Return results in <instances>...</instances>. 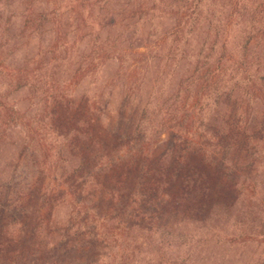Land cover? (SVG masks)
Masks as SVG:
<instances>
[{
  "label": "rangeland",
  "instance_id": "374dc122",
  "mask_svg": "<svg viewBox=\"0 0 264 264\" xmlns=\"http://www.w3.org/2000/svg\"><path fill=\"white\" fill-rule=\"evenodd\" d=\"M84 1L0 0V205L6 202L11 208L22 205L27 209L24 219H7L15 223L13 233L23 232L27 238L72 235L78 227L77 215L84 214L92 203L97 212L87 221L100 223L102 217H113V206L99 199V190L110 188L116 178L123 179L128 168V178L121 185L135 191L143 159L135 157L118 169L105 167L97 180L86 175L81 179L76 171L92 159L90 165L98 167L119 157L127 142L137 137L134 134L143 110L155 112L157 126L165 120L180 124L191 109L181 81L195 68L204 29L199 26L190 41L165 35L174 25L165 11H176L181 5L173 0H150L158 4L160 12L152 20L137 23L127 34L129 39L136 31L124 47L133 43L145 53L144 64L130 66L125 72L120 61L112 59L91 74L87 65L95 44L108 36L115 39L124 27L109 34L108 28L95 24L100 40L91 38L90 23L99 10L98 6L91 10ZM161 1L171 6L163 10ZM247 1L246 8L255 18L233 27L232 45L240 49L244 35L251 30L255 35L252 52L264 58V0ZM113 4L117 9L122 1ZM208 4L217 25L222 24V14L242 11L240 6L228 5V0ZM169 49L175 50L171 53L175 58L167 60ZM19 77H27L29 85L14 90ZM209 97V108L214 111L215 97ZM234 107L232 102L222 106L223 114L231 115ZM253 107L251 131L263 132L259 153L231 155L225 160V174H214L223 205L210 219L193 223L178 218L180 228L172 235L170 231L162 235L172 247L154 243L153 250L169 264H264V102ZM172 140L163 135L149 151L150 158L156 161L165 156ZM75 141L78 147L71 146ZM74 193L83 199L81 204ZM228 196L233 206H224L232 203ZM130 239L129 252H138L140 240L135 235Z\"/></svg>",
  "mask_w": 264,
  "mask_h": 264
},
{
  "label": "trees",
  "instance_id": "16d2710c",
  "mask_svg": "<svg viewBox=\"0 0 264 264\" xmlns=\"http://www.w3.org/2000/svg\"><path fill=\"white\" fill-rule=\"evenodd\" d=\"M117 1H122L117 9H114V0L84 1L91 10L95 6L99 10V15L90 23L88 36L91 38L100 40L95 24L100 29L108 28L109 34L118 26L124 27L115 39L108 36L95 44L91 53L93 58L87 65L88 73L94 74L112 59H118L125 72L130 66H140L146 60L145 53L135 49L133 43L127 49L124 46L137 34L132 32L128 39L127 34L133 26L154 19L160 12L158 4H151L150 0ZM173 1L181 6L176 11H165L164 14L174 20L173 27L165 32L166 36L177 39L181 36L190 41L196 37L198 28L204 29L195 68L181 81L185 87L183 92L187 94L186 102L191 108L183 122L175 125L177 122L173 124L165 120L157 127L154 125L155 112L147 108L141 113L134 134L137 137L127 142L126 150L119 157L98 167L90 165L94 161L92 159L87 161L83 170L76 171L81 179L86 175L97 180L105 167L118 169L130 159H143L135 191L130 192L128 187L121 185L124 178H128V168L124 180L116 178L110 188L99 190V199L102 202L108 200L114 211L113 217H102L100 223L86 220L95 217L97 212L95 203H92L86 206L84 214L77 215L78 227L72 235H61L57 239L27 238L23 232L13 233L11 226L15 223L7 222L8 218H23L27 209L22 205L11 208L6 202L1 204L0 264H169L162 254H157L158 250H153L154 243L162 248L172 247L169 242L165 244L162 235L164 231H170L169 235H172L180 228L182 221H177L178 218H189L193 223L210 219L223 205L215 188L214 174H225L228 169L225 160L231 155L254 156L259 153L258 142L262 141L263 132L257 135L251 131L250 125L254 103L264 102V58L252 52L253 31L246 32L240 49L233 47L230 36L233 27L242 22H252L255 18V14L246 8L248 1L228 0V5L240 6L242 11L222 14L223 22L219 25L215 14L209 12L208 2L214 0ZM161 4L163 10L171 6L164 1ZM204 6L208 7L205 11ZM116 14L119 20L115 18ZM166 36L162 37L163 41ZM172 52L175 50L169 49L167 60L175 58ZM28 85L27 77H19L13 87L19 90ZM212 95L216 103L214 111L208 102ZM229 102L235 107L234 112L227 116L223 114L222 106ZM11 113L16 114L14 109ZM163 135L173 139L171 145L165 156L152 160L149 151ZM71 146L78 147L79 143L72 142ZM74 196L81 204L83 199L76 193ZM228 202H232L230 198ZM231 205L234 203H224L227 207ZM171 222H176V229ZM134 235L140 240L135 250L138 252H129V240Z\"/></svg>",
  "mask_w": 264,
  "mask_h": 264
}]
</instances>
